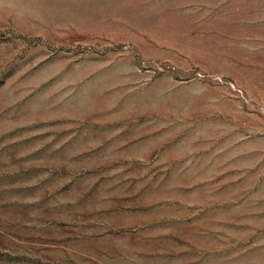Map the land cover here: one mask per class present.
<instances>
[{
  "label": "rangeland",
  "instance_id": "rangeland-1",
  "mask_svg": "<svg viewBox=\"0 0 264 264\" xmlns=\"http://www.w3.org/2000/svg\"><path fill=\"white\" fill-rule=\"evenodd\" d=\"M0 264H264V0H0Z\"/></svg>",
  "mask_w": 264,
  "mask_h": 264
}]
</instances>
